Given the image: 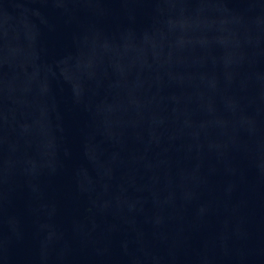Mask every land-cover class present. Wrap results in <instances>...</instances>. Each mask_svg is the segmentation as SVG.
Masks as SVG:
<instances>
[{"label":"water","instance_id":"95a60500","mask_svg":"<svg viewBox=\"0 0 264 264\" xmlns=\"http://www.w3.org/2000/svg\"><path fill=\"white\" fill-rule=\"evenodd\" d=\"M0 264H264V0H0Z\"/></svg>","mask_w":264,"mask_h":264}]
</instances>
